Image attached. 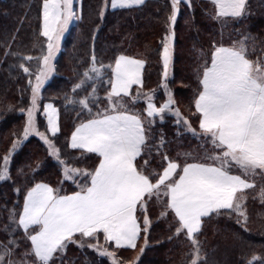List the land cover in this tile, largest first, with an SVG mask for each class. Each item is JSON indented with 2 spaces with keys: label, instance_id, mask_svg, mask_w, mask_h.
<instances>
[{
  "label": "snow or ice",
  "instance_id": "1",
  "mask_svg": "<svg viewBox=\"0 0 264 264\" xmlns=\"http://www.w3.org/2000/svg\"><path fill=\"white\" fill-rule=\"evenodd\" d=\"M181 2L171 0V12L161 41L163 78L160 86L167 96L163 102L159 105L155 102L156 89L142 90L146 61L124 54L104 64L98 62L93 52L79 82L73 85L75 93L91 83L85 95L68 97L71 103L79 104L91 116L75 125L69 145L72 149L96 154L97 162L91 168L75 167L61 159V150L54 139L60 131L55 105L50 102L43 105L47 132L41 131L37 122L41 90L55 72L53 61L60 49L61 38L70 22L78 19L73 0H43L42 35L47 40L42 55H25L13 51L11 44L7 46L5 57L36 60L38 65L33 72L20 64L29 76L30 103L27 108L20 109L26 112V121L22 133L2 158L0 181L11 178L13 153L35 134L62 166L63 181H71L78 190L61 194L63 181L60 187L44 181L28 187L22 207L9 209L12 227H4L8 240L6 243L0 241V264H54L57 258H63L70 243L84 247L85 240H95L87 246L99 255L111 258L112 264H122L115 251L99 243V236L102 235L105 242H114L118 248L135 249L141 236L147 245V231L152 222L149 210L153 203L161 205L160 217L173 216L176 222L173 235L183 234L190 241L192 247L186 264H203L201 242L197 239L203 218L222 211L235 212L237 223L242 227L246 225V197L239 193L253 184L243 175L235 174L234 169L264 175V62L249 59L243 41L231 45L212 42L199 68V87L193 105L198 114V129L193 127L189 118L174 107L173 92L168 83ZM183 2L191 5V0ZM212 2L217 19L239 18L246 13L247 0ZM143 3L144 0H111L110 6L113 9L130 8ZM107 7L108 0H103L101 17ZM105 70L111 75L105 82L107 104L102 106L96 82L103 80ZM134 85L137 86L136 95H132ZM125 97L132 102L146 101L143 110L146 118L130 110L124 103ZM93 108L98 110L93 112ZM169 113L176 117L177 127L182 126L194 136L203 137L212 145L213 151H206L201 157L184 153L182 160L169 156L164 151L167 143L164 135L157 139L152 133L156 118L164 122ZM49 134L53 138H49ZM150 139L157 142L150 146ZM153 152L160 156L159 170L150 168L149 160H143ZM77 177H82L84 182L80 183ZM15 191L19 193L20 189ZM259 196L264 202V188ZM19 229L23 230V239L30 242V247L22 254L25 259L14 260V252L20 246L15 236ZM28 256L33 259L27 260ZM246 264H264V257L253 255Z\"/></svg>",
  "mask_w": 264,
  "mask_h": 264
},
{
  "label": "trees",
  "instance_id": "2",
  "mask_svg": "<svg viewBox=\"0 0 264 264\" xmlns=\"http://www.w3.org/2000/svg\"><path fill=\"white\" fill-rule=\"evenodd\" d=\"M110 3L111 0H108V7L101 17L99 12L103 0H76L74 6L80 10L79 18L62 40L61 50L54 60L55 72L41 90L42 101L45 104L50 102L58 109L60 131L54 139L61 143L60 149L69 163L80 168L93 167L97 156L85 150L72 149L69 141L75 125L91 116L79 104L71 103L68 97L83 96L90 90L91 83L83 91L73 93V85L79 82L93 52L98 62L104 64L113 62L120 54L144 59L142 90L156 89L155 102L158 105L167 98L160 86L163 78L161 41L171 12V0H145L142 5L116 9H112ZM42 9L43 0H0V165L14 139L22 133L26 112L20 109L27 108L30 103L29 76L20 64H25L33 72L38 65L36 60L5 57L4 52L11 44L13 51L42 55L47 40L42 35ZM175 33L172 74L168 83L173 92L174 106L198 129V114L193 105L199 87V68L212 42L231 45L243 41L248 48L249 59L264 62V0H247L244 16L224 19L215 17V6L209 0H191L190 6L182 0ZM110 75V71L105 70L103 80L96 82L102 106L107 104L104 94L108 86L105 82ZM136 88V85L132 88V95H136ZM124 103L130 110L146 118L143 111L146 101L132 102L125 97ZM97 110L93 108V112ZM37 120L40 129L45 130L46 117L39 115ZM175 120L176 117L169 113L164 122L157 117L152 127L157 139L164 135L167 141L164 151L169 156L182 160L184 153L201 157L206 151H213L212 145L206 143L203 137L194 136L182 126L177 127ZM156 142L150 139L149 145ZM143 160H149L150 168L159 170V155L153 152ZM143 160L138 158L141 163ZM10 172V179L0 181V241L5 243L8 236L4 227H12L9 209L15 207L19 210L22 207L26 189L37 181L50 183L54 187H60L63 181L60 164L51 158L46 145L37 136L25 140L14 152ZM234 172L243 175L240 170L234 169ZM79 182L83 183V178ZM252 184L251 188L245 190L246 194L256 192V196L249 201L250 214L245 226L237 223L234 212L222 211L203 218L197 237L205 254L203 264H246L253 255L264 257V202L258 199L257 191L260 185L264 186V177L259 175ZM62 187L61 194L78 190L71 181H63ZM17 188L20 189L19 193L15 191ZM150 210L153 223L147 237L148 245L142 252L143 236L135 249L118 248L111 241L105 242L102 235L99 236V243L115 251L124 264L134 261L137 256L136 264H186L189 259L187 254L192 247L190 241L183 234L178 237L173 235L176 222L171 214L160 217V204L153 203ZM15 236L20 246L12 258L25 259L22 254L30 247V242L23 239L22 229L17 230ZM95 242L85 240L84 247L70 243L63 258H57L54 264H112L110 258L99 255L87 246ZM26 259L32 260L33 257Z\"/></svg>",
  "mask_w": 264,
  "mask_h": 264
},
{
  "label": "rangeland",
  "instance_id": "3",
  "mask_svg": "<svg viewBox=\"0 0 264 264\" xmlns=\"http://www.w3.org/2000/svg\"><path fill=\"white\" fill-rule=\"evenodd\" d=\"M76 4V0H73V6ZM111 7V6H110ZM113 9V8H112ZM74 10L76 11V14H77V17L79 18V12H80V10L78 9V6L76 7V6H74ZM43 18V17H42ZM77 19H74L73 21H71L70 22V24H69V27H68V29L65 31V33H64V35L62 36V38H61V41H60V46H61V43H62V40L64 39V37H65V35L67 34V32L70 30V28H71V25L76 21ZM42 23H43V20H42ZM43 25V24H42ZM60 50H61V48L59 49V51L57 52V54H56V57L58 56V54H59V52H60ZM56 57L54 58V60L56 59ZM172 60H173V58H172ZM54 62V61H53ZM162 64H163V61H162ZM171 70H172V61H171V64H170V68H169V77L171 76ZM54 74V73H53ZM53 74H52V76H53ZM52 76H50L49 77V79L46 81V82H48L50 79H51V77ZM168 77V78H169ZM45 82V83H46ZM40 103H41V108H40V110H39V112L37 113V118H38V116L39 115H42L43 116V113H42V110H43V105L45 104V102H43L42 101V97H41V101H40ZM37 122H38V120H37ZM38 126H39V128H40V124H38ZM41 130V129H40ZM41 131H44V132H47L48 130H47V127H46V129L44 130H41ZM31 136H36L35 134H32ZM30 136V137H31ZM30 137H28V138H30ZM38 137V136H37ZM27 138V139H28ZM40 140H41V138L40 137H38ZM49 138H53L52 136H51V134H49ZM26 139V140H27ZM42 141V140H41ZM43 142V141H42ZM44 143V142H43ZM55 143H56V145L60 148V144L61 143H58L57 141H55ZM45 144V143H44ZM22 145V144H21ZM20 145V146H21ZM20 146L16 149V150H18L19 148H20ZM61 150V149H60ZM49 153V152H48ZM14 154V153H13ZM50 155V154H49ZM51 156V155H50ZM51 158L54 160V161H56V162H58L54 157H52L51 156ZM61 159H65V160H67V162H68V164L69 165H72V166H74L73 164H71V163H69V159H66L65 158V156H64V154H63V152L61 151ZM59 163V162H58ZM60 164V163H59ZM61 166V165H60ZM76 167V166H75ZM61 170H62V166H61ZM241 171V173L243 174V176H245L244 178H246V179H248L251 183H253V181H255L256 180V178H258V176L259 175H261V174H259V172H257V174H251V173H243L242 172V170H240ZM263 177H264V175H262ZM77 179L80 181L81 179H82V177H77ZM62 180H63V177H62ZM261 188H264V186L262 185H260V187L257 189V191L260 193V191H261ZM245 190L246 189H243V190H241L240 191V193H239V195H241V196H243V197H246V199H245V207H246V210H247V214H248V220H249V201H250V199L252 198V197H255L256 196V192L254 193H248V194H246V192H245ZM259 193H258V196H259ZM258 199L260 200V202H262L261 201V199H260V196L258 197ZM150 213H152V211L150 210ZM235 213V212H234ZM236 214V213H235ZM150 216V215H149ZM236 216H237V214H236ZM248 220H247V222H248ZM152 221V220H151ZM152 223L153 222H151V225L148 227V231H147V237H148V233H149V231H150V228H151V226H152ZM147 241H148V239H147ZM112 243H114V242H112ZM147 245H148V243H147ZM147 245H145L144 244V241H143V243H142V247H143V249L145 248V246H147ZM115 246V245H114ZM201 256L204 258L205 257V254H204V252H203V250H202V248H201ZM111 259V258H110ZM112 261V260H111ZM136 262H137V259H135L134 261H132V264H136ZM122 264H124V263H122ZM127 264V263H126Z\"/></svg>",
  "mask_w": 264,
  "mask_h": 264
},
{
  "label": "crops",
  "instance_id": "4",
  "mask_svg": "<svg viewBox=\"0 0 264 264\" xmlns=\"http://www.w3.org/2000/svg\"><path fill=\"white\" fill-rule=\"evenodd\" d=\"M145 1V0H144ZM209 1H211L212 2V0H209ZM135 86V85H134ZM133 86V87H134ZM175 107V106H174ZM172 114V113H171ZM172 115H174V114H172ZM69 143H70V141H69ZM235 174H237V173H235ZM138 242V241H137ZM123 247H129V246H123ZM129 248H131V247H129Z\"/></svg>",
  "mask_w": 264,
  "mask_h": 264
}]
</instances>
